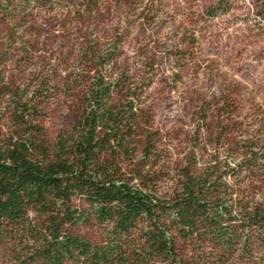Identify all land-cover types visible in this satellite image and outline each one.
Segmentation results:
<instances>
[{
    "label": "trees",
    "instance_id": "obj_1",
    "mask_svg": "<svg viewBox=\"0 0 264 264\" xmlns=\"http://www.w3.org/2000/svg\"><path fill=\"white\" fill-rule=\"evenodd\" d=\"M106 1L0 0V26L27 52L34 45L18 28L37 15L63 22L77 71L47 86L55 95L64 81L80 95L54 143L40 127L42 94L15 109L14 131L0 135V264H264V124L254 141H236L231 97L201 98L192 145H160L144 105L150 81L119 72L115 44L86 33ZM156 2L129 5L143 21ZM189 48L178 60L192 58L195 39Z\"/></svg>",
    "mask_w": 264,
    "mask_h": 264
},
{
    "label": "rangeland",
    "instance_id": "obj_2",
    "mask_svg": "<svg viewBox=\"0 0 264 264\" xmlns=\"http://www.w3.org/2000/svg\"><path fill=\"white\" fill-rule=\"evenodd\" d=\"M155 7L142 21L129 0H107L86 33L103 48L115 44L119 72L131 71L138 83L150 81L144 105L160 145L177 151L192 145L195 101L220 95L231 97L237 109L230 137L258 138L254 131L264 124V0H157ZM9 27L0 26V135L14 131L15 109L28 102L29 107L42 94L46 108L40 127L45 140L54 143L69 132L80 95L78 87L64 86V81L52 95L47 80L75 74L77 54L68 53L71 39L63 22L52 16L37 15L24 26L27 31L18 28L22 40L34 45L29 52L10 44L15 38ZM180 39L182 48L177 47ZM191 39L197 44L195 54L187 62L178 60L190 53ZM145 59L148 68L141 65ZM217 118L212 111L208 124L215 126ZM257 141L260 145L264 137ZM261 182L264 193V178ZM2 255L0 244V263Z\"/></svg>",
    "mask_w": 264,
    "mask_h": 264
}]
</instances>
